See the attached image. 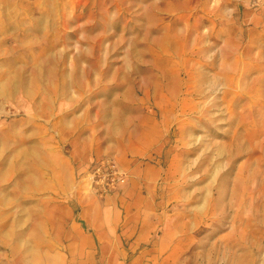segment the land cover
<instances>
[{
	"label": "rangeland",
	"instance_id": "1",
	"mask_svg": "<svg viewBox=\"0 0 264 264\" xmlns=\"http://www.w3.org/2000/svg\"><path fill=\"white\" fill-rule=\"evenodd\" d=\"M0 264H264V0H0Z\"/></svg>",
	"mask_w": 264,
	"mask_h": 264
}]
</instances>
